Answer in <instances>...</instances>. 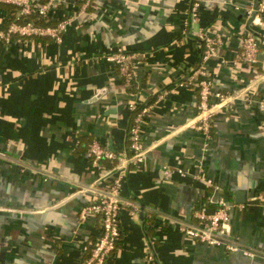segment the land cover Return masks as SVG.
Instances as JSON below:
<instances>
[{
  "label": "crops",
  "instance_id": "1",
  "mask_svg": "<svg viewBox=\"0 0 264 264\" xmlns=\"http://www.w3.org/2000/svg\"><path fill=\"white\" fill-rule=\"evenodd\" d=\"M261 0H204L198 23L189 22L192 0H65L57 17L75 16L59 45L49 38L0 42V258L6 264H82L101 236L98 218L78 216L114 170L91 165L89 146L129 151L131 102L155 104L143 134L144 162L122 173V238L107 264H148V241L161 264H248L242 251L229 253L188 237L185 224L204 205L210 189L191 178L162 174L164 165L194 171L203 165L217 187L213 201L233 204L231 235L264 264V53L255 68L235 63L238 38L264 33L250 23ZM13 7L0 6V25ZM225 39L207 69L214 89L231 98L212 121L211 137L197 128L199 98L180 86L199 66L198 33ZM143 54L132 87L107 61L117 49ZM224 64H223V63ZM226 63V64H225ZM249 89V103L239 94ZM133 93L136 95L133 96ZM113 174H117L116 171ZM242 196V197H241ZM139 214L131 218L126 202ZM241 201H244L242 203ZM153 245V244H152Z\"/></svg>",
  "mask_w": 264,
  "mask_h": 264
},
{
  "label": "built area",
  "instance_id": "2",
  "mask_svg": "<svg viewBox=\"0 0 264 264\" xmlns=\"http://www.w3.org/2000/svg\"><path fill=\"white\" fill-rule=\"evenodd\" d=\"M92 1L84 0L80 11H87ZM65 4H68L65 0H0V6L16 9L14 17H8L6 23L0 25V42L11 45L16 39L49 38L59 45L63 44L65 33L75 18V16H56V11ZM68 5H71L76 11L75 3ZM203 5L204 0H192L185 29H188L189 22L191 24L199 22ZM250 13H255V20L261 23L264 17V0L258 2L257 9H252ZM40 21L43 23H38ZM197 36L202 48L199 66L192 70L185 80L180 82V86L197 92L200 118L197 129L206 137H211L212 121L218 110L227 105L230 100L237 98H231L215 91L207 69L211 60L219 58L220 49L226 45L225 39L213 35L205 29H201ZM236 45L238 54L235 63L253 69L260 63V56L264 53V33L246 31L243 36L238 38ZM107 61L117 68L126 87H132L137 78V68L143 63V54L119 48L107 57ZM170 93V89L163 90L159 97L150 104L137 102L129 104V110L134 115L132 125L128 129L129 151L117 153L104 147L98 141H94L89 146L88 151L92 167L101 168L103 162L110 161L115 163V168L102 177L104 185L91 186L82 191L95 195V198L82 207L78 222L83 224L90 218H98L102 226L101 236L88 249L87 257L82 264H107L110 257L116 253L117 243L122 236L120 221V212L124 206L121 200L122 173L127 170L128 166L139 167L144 162L147 150L143 145V134L152 116L153 106L165 100ZM249 94L251 93L247 89L239 94L238 98H243L251 103L255 98ZM135 95L133 93V96ZM258 105L264 111V101H259ZM0 156L7 158L2 152H0ZM114 171L117 174H113ZM205 172L203 165H198L194 171L172 165L162 167V174L167 179H173L176 175L181 178H191L196 182L204 183L210 189L211 194L207 199V205L194 212L196 222L183 226L185 234L206 246L223 247L232 254L242 251L244 256L250 260L248 264H253L257 255L253 251L242 248L241 244L231 235L233 204L224 199L212 200L211 195L217 187L206 176ZM125 206L131 218L136 217L140 212L139 205L134 201L126 202ZM146 259L148 264H161L155 253L152 240L148 241Z\"/></svg>",
  "mask_w": 264,
  "mask_h": 264
},
{
  "label": "water",
  "instance_id": "3",
  "mask_svg": "<svg viewBox=\"0 0 264 264\" xmlns=\"http://www.w3.org/2000/svg\"><path fill=\"white\" fill-rule=\"evenodd\" d=\"M254 14L252 15L251 19H250V23L253 21L254 19ZM242 197V196H241ZM242 203H244V201H241ZM0 264H6V262L3 260V257L0 258Z\"/></svg>",
  "mask_w": 264,
  "mask_h": 264
},
{
  "label": "trees",
  "instance_id": "4",
  "mask_svg": "<svg viewBox=\"0 0 264 264\" xmlns=\"http://www.w3.org/2000/svg\"><path fill=\"white\" fill-rule=\"evenodd\" d=\"M4 7H9V6H4ZM13 9H15V8H13ZM14 14H15V12H12L11 16L14 17ZM5 23H6V22H5ZM38 23H43V22L40 21V22H38ZM133 116H134V115H133ZM121 238H122V236H121ZM121 238H120V240L118 241L117 245H119V242L121 241Z\"/></svg>",
  "mask_w": 264,
  "mask_h": 264
}]
</instances>
